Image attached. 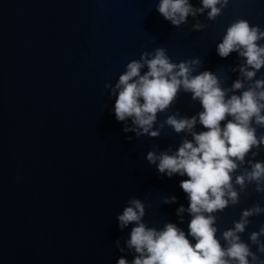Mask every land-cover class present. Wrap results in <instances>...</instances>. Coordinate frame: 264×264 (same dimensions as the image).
<instances>
[{"label":"water","instance_id":"95a60500","mask_svg":"<svg viewBox=\"0 0 264 264\" xmlns=\"http://www.w3.org/2000/svg\"><path fill=\"white\" fill-rule=\"evenodd\" d=\"M159 3L0 0V264H118L121 258L132 264L140 254L127 241L137 222L121 228L118 216L134 199L144 205L140 222L146 227L159 231L173 223L196 243L188 235L189 197L180 187L188 177L160 173L159 159L151 163L147 155H173L184 140L195 143L192 132L207 131L199 122V98L181 86L149 129L159 135L138 136L124 130H140L133 118L116 119L119 90H113L128 63L143 53L151 59L163 48L171 63L198 61L190 64V78L212 72L225 100L264 91L256 85L264 81V65H247L242 48L227 57L217 51L228 28L240 20L264 32V0H219L214 19L203 0H187L192 12L178 26L158 12ZM256 43L264 47V37ZM241 69L254 75L248 78ZM147 71L145 65L140 74ZM236 81L241 88H233ZM169 116H195L196 124L191 132H176L166 123ZM231 119L226 116L221 127ZM249 126L257 144L230 173L237 202L226 190L228 205L204 213L215 217V236L225 249L223 233L234 229L242 213L257 205L264 209V190H257L264 189V177L249 181L247 176L255 163L264 164V125L253 116ZM237 176L244 177L243 187ZM246 219L236 235L257 257L248 256L249 264H264L258 250L264 234L258 242L250 239L264 226V211Z\"/></svg>","mask_w":264,"mask_h":264},{"label":"clouds","instance_id":"9594fccd","mask_svg":"<svg viewBox=\"0 0 264 264\" xmlns=\"http://www.w3.org/2000/svg\"><path fill=\"white\" fill-rule=\"evenodd\" d=\"M218 2L219 0H203V6L211 9L209 18L214 19L219 14L220 9L215 6ZM158 12L178 26L192 12V7L187 0H160ZM261 37H264V32H259L256 27L250 28L247 21L240 20L228 28L223 41L217 46L218 54L227 57L232 51L242 48L243 51L239 54L246 57L247 65L259 69L264 65V47L256 43ZM147 55L143 53L140 60L127 64V71L119 76L113 90H119L114 106L116 119L124 121L131 117L132 123L140 129L124 130L137 131L138 136H158V131L149 132L156 114L171 105L182 86L184 91L192 93L193 99L199 98L203 107V111L198 114L199 122L207 131L192 132L195 143L184 140L173 155L166 152L159 157L152 152L147 155L151 163L159 159L157 168L160 173L166 172L169 177L174 173L188 177L180 182V187L189 197L188 211L192 214V219L188 225V235L195 238L196 243L193 245L184 231L173 223H167L159 231L146 227L140 222L145 214L144 205L134 199L130 202L134 207H126L118 216L121 228L137 222L127 241L129 247L140 254L132 264H231L232 260L238 261V264H249L248 256L251 255L253 260L257 257L250 252L247 244L240 242L236 233L244 231L248 223L246 217L259 214L264 209L257 205L242 213V218L235 222L234 229L223 233L229 244L226 249L215 236V217L204 213L222 211L228 205L229 201L224 198L226 190L229 200L237 202L230 173L237 168L235 161L243 162L246 153L257 144L255 129L249 124L255 116L256 123L264 125V116L260 115L264 104L259 103L264 100V91L256 93L247 90L242 96L232 95L225 100V90L219 86L218 79L212 72L204 71L190 78V64L198 61L181 62L178 65L171 63L163 48L156 49L151 59H146ZM145 65L148 71L141 75L140 70ZM241 70L245 71L248 78L254 75L253 71ZM256 85L260 87L264 85V81H256ZM241 86L240 81H236L233 88L239 89ZM229 115L233 119L228 120L222 128L221 121ZM166 123L176 132L185 129L191 132L196 124V117L177 119L169 116ZM261 141L264 142V137ZM247 176L249 181H260L264 177V164L255 163ZM236 183L243 187L244 177L237 176ZM257 190L264 189L258 187ZM171 199L175 200V197ZM183 210L181 206L177 210L178 214ZM260 234H264V226L259 233L253 232L250 239L258 242ZM258 250L264 252V244ZM118 264H127V261L121 258Z\"/></svg>","mask_w":264,"mask_h":264}]
</instances>
